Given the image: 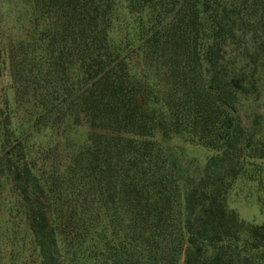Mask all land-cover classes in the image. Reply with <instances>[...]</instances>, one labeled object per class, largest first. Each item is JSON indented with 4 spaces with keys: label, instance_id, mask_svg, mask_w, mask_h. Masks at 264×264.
<instances>
[{
    "label": "trees",
    "instance_id": "obj_1",
    "mask_svg": "<svg viewBox=\"0 0 264 264\" xmlns=\"http://www.w3.org/2000/svg\"><path fill=\"white\" fill-rule=\"evenodd\" d=\"M241 194L264 0H0V264H264Z\"/></svg>",
    "mask_w": 264,
    "mask_h": 264
},
{
    "label": "rangeland",
    "instance_id": "obj_2",
    "mask_svg": "<svg viewBox=\"0 0 264 264\" xmlns=\"http://www.w3.org/2000/svg\"><path fill=\"white\" fill-rule=\"evenodd\" d=\"M195 151H199L203 149L204 151H208L207 148L198 145H190ZM192 152V151H191ZM189 155L196 156L200 161H204L205 155H199V153H191ZM240 216L247 220H252L255 222H262L264 220V214L261 212L259 205L256 203L255 198L253 196L245 197L244 194L239 195V197L234 198L232 202Z\"/></svg>",
    "mask_w": 264,
    "mask_h": 264
}]
</instances>
